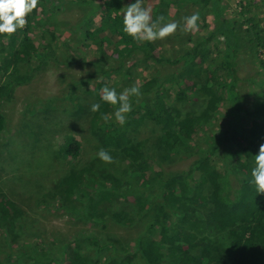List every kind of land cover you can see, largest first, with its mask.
Returning <instances> with one entry per match:
<instances>
[{
  "label": "trees",
  "instance_id": "16d2710c",
  "mask_svg": "<svg viewBox=\"0 0 264 264\" xmlns=\"http://www.w3.org/2000/svg\"><path fill=\"white\" fill-rule=\"evenodd\" d=\"M88 1L39 0L37 16L27 21L40 23L58 41L56 27L48 30L50 24L72 26L51 21L61 3L68 9L89 6L61 47L70 62L76 57L75 43L106 55L103 74L87 93L100 104L90 119L91 134L112 162L95 157L75 168L82 145L66 135L59 152L72 170L46 199L50 197L57 209L75 220L102 229L109 224L137 229L125 242L114 235L85 234L63 244L54 240L58 254L41 240L12 243L23 211L0 191V235L4 237L0 264H264V193L257 194L250 183L254 155L264 143V79L245 74L242 65L259 63L264 69V0H241L234 10L225 0H157V6L150 7L152 20L162 16L161 22H166L167 9L174 4L180 9L176 14L185 7L195 9L197 23L202 24L203 32L193 43L188 32L177 29L171 40L183 35L181 40L191 47L171 57L162 55L157 40L134 41L121 30L124 0ZM250 9L261 13V18L250 14ZM98 16L107 29L84 27L88 19ZM32 27L19 29L17 36L14 32L0 35V135L7 127L4 103L33 74L32 66L22 70L20 65L46 51L31 45ZM168 62L174 65L173 72L129 82L135 68ZM113 79L118 94L132 86L140 90L139 96L129 97L131 111L125 114L123 126L112 118L101 119L102 113L114 110L100 99L101 89ZM244 85L254 89L244 92ZM77 87L71 81L60 99L74 116L85 120L86 98ZM184 161L190 162L182 170L166 166Z\"/></svg>",
  "mask_w": 264,
  "mask_h": 264
},
{
  "label": "rangeland",
  "instance_id": "374dc122",
  "mask_svg": "<svg viewBox=\"0 0 264 264\" xmlns=\"http://www.w3.org/2000/svg\"><path fill=\"white\" fill-rule=\"evenodd\" d=\"M93 1L89 0L88 2L93 3ZM156 1L144 0L143 6L150 9V7L157 6ZM225 1L228 3V8L234 10L241 0ZM123 2L125 6H128L134 0H124ZM59 8L60 10L55 13L51 21H66L72 25L71 27L81 20L83 14L89 11V6L83 7L81 10L68 9L63 6V3ZM177 10L178 8L176 9L174 4H171L167 9L169 19L166 22H161V25L175 20L178 23V28L180 27V30L184 31L182 18L192 15L195 9L185 7L181 9L179 14H176ZM37 12V8H35L25 17L26 21L30 20L31 16L35 15L36 17ZM249 12L259 16L258 11L255 12L250 9ZM260 16L259 18H261ZM100 20L99 16L95 19L90 18L84 27L93 29L94 26L100 25L103 30L107 29L103 20L101 22ZM262 22L264 24V21ZM32 25L33 31L28 35L31 45L35 50H40L43 47L46 51L38 53L39 58L32 56L31 61L26 65H20L22 70H29V66H32V77L29 83L18 87L13 99L4 103L2 107V112L7 120V127L0 135V191L23 211L21 226L16 227L11 242L41 240L53 247L54 254H58L59 247L55 241L63 244L77 234L92 235L99 238L114 235L123 242L129 241L134 237L137 227L123 229L115 224H109L107 228L102 229L100 226L75 220L71 214L57 209V205L52 202L50 197L46 199V195L49 196L51 190L54 192L58 190L60 181L72 170V165L59 152L66 135H73L82 145L80 161L75 168L93 160L97 157V152L102 149L98 141L92 136L89 126L92 123H90V119L93 115L90 106L97 103V100L87 92L94 90V82L103 74L101 72L105 69L103 58L106 55L97 53L94 47L83 49L79 43H75L73 51L76 57L70 62V56L61 47V43L71 37L69 25L66 24L67 27H65L59 22L50 24L48 30L56 27L55 36L58 41L50 37L46 28L43 31L41 24H36V21L32 22L31 20L29 25L27 21L24 27ZM201 26L202 24L197 23L196 30L185 31L191 36L192 43L200 35V32H203ZM18 32L19 29L14 32V36H17ZM177 33L176 30L163 39H157L161 43L157 48L163 52V56L171 57L172 54L180 53L182 50L191 47L190 43L181 40L183 35L172 41L171 39H174ZM71 44L73 43L71 42ZM108 64L115 66L112 61H108ZM168 64L169 62L164 65L148 63L135 68L129 82L132 84L141 83L149 75L160 77L170 71L173 72L175 70L174 65ZM242 65L245 68V74L249 73L253 79H264V69H261L262 66L259 63L253 65L242 63ZM71 81L78 86L77 88L82 91L86 98L84 104L88 112L85 120L81 118L80 120L78 116H74L70 110L65 108V103L61 100L66 96ZM114 83H117L115 79L110 80L109 88L112 86L114 88ZM243 89L244 92H250L254 87L244 85ZM79 91L76 94L80 95ZM46 99L49 101L44 103ZM39 101L40 103H38ZM145 133L146 131H143L139 137H145ZM189 162L168 163L166 166L172 170H182L188 166ZM39 201L49 205H40V203L38 204ZM49 202L54 205H50ZM144 225L145 223L142 224V226ZM142 226L138 232L142 230ZM0 240V245H3V235H0ZM0 247L2 248V246Z\"/></svg>",
  "mask_w": 264,
  "mask_h": 264
},
{
  "label": "clouds",
  "instance_id": "9594fccd",
  "mask_svg": "<svg viewBox=\"0 0 264 264\" xmlns=\"http://www.w3.org/2000/svg\"><path fill=\"white\" fill-rule=\"evenodd\" d=\"M38 3L39 0H0V35H10L18 29H22L27 23L25 17L38 6ZM143 5L144 0H134V2L126 6V10L121 14V30L134 41L151 42L163 39L177 30L178 23L175 20L161 25L160 22L164 18L157 16L155 20H152L150 9ZM182 19L184 21V31L197 29L198 13H193ZM101 93V101L114 106L113 112L111 114L102 113L101 119L107 122L112 118L123 126L125 114L131 111L129 97L139 96V88L132 86L118 94L115 88L105 86L101 89ZM99 110V103H93L90 106V111L92 112H98ZM254 157L250 183L255 186L257 194L264 193V143L260 144ZM97 158L105 163L112 162L111 155L104 149H100L97 152Z\"/></svg>",
  "mask_w": 264,
  "mask_h": 264
}]
</instances>
